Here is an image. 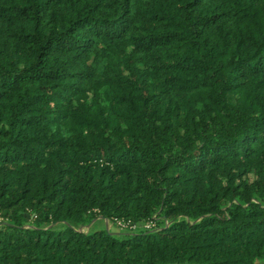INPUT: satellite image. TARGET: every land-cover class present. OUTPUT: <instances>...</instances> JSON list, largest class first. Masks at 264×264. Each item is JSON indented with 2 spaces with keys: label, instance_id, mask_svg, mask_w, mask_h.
I'll return each mask as SVG.
<instances>
[{
  "label": "trees",
  "instance_id": "16d2710c",
  "mask_svg": "<svg viewBox=\"0 0 264 264\" xmlns=\"http://www.w3.org/2000/svg\"><path fill=\"white\" fill-rule=\"evenodd\" d=\"M0 264H264V0H0Z\"/></svg>",
  "mask_w": 264,
  "mask_h": 264
},
{
  "label": "built area",
  "instance_id": "2783aa9c",
  "mask_svg": "<svg viewBox=\"0 0 264 264\" xmlns=\"http://www.w3.org/2000/svg\"><path fill=\"white\" fill-rule=\"evenodd\" d=\"M117 223L120 224V226H122V227H125V226H128V225L135 226V223L132 224L130 220L129 221H123L122 219H118ZM154 224H155L154 221H147L145 226L150 227V226H152Z\"/></svg>",
  "mask_w": 264,
  "mask_h": 264
},
{
  "label": "rangeland",
  "instance_id": "374dc122",
  "mask_svg": "<svg viewBox=\"0 0 264 264\" xmlns=\"http://www.w3.org/2000/svg\"><path fill=\"white\" fill-rule=\"evenodd\" d=\"M103 223H107L109 227L118 228V226L115 223L111 222L110 220L103 221ZM88 227L89 226L86 225V226H82L81 228L82 229H87Z\"/></svg>",
  "mask_w": 264,
  "mask_h": 264
}]
</instances>
